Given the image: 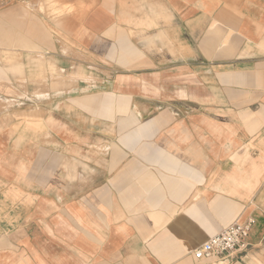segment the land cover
<instances>
[{"label":"crops","instance_id":"crops-1","mask_svg":"<svg viewBox=\"0 0 264 264\" xmlns=\"http://www.w3.org/2000/svg\"><path fill=\"white\" fill-rule=\"evenodd\" d=\"M53 4L0 39V264H264V0Z\"/></svg>","mask_w":264,"mask_h":264},{"label":"built area","instance_id":"built-area-1","mask_svg":"<svg viewBox=\"0 0 264 264\" xmlns=\"http://www.w3.org/2000/svg\"><path fill=\"white\" fill-rule=\"evenodd\" d=\"M255 220L249 218L244 222L235 221L220 234L195 249L194 258L200 263L223 261L232 254L249 247V237Z\"/></svg>","mask_w":264,"mask_h":264},{"label":"rangeland","instance_id":"rangeland-1","mask_svg":"<svg viewBox=\"0 0 264 264\" xmlns=\"http://www.w3.org/2000/svg\"><path fill=\"white\" fill-rule=\"evenodd\" d=\"M55 1L57 0H0V39L1 36L4 35L7 30L8 21L10 25L12 24L13 19L17 18L19 21H21L22 8L26 10V14L28 12L31 14V20H32L33 12L43 15L45 18L59 17L66 14H75L81 17L89 10V7H86L83 4L75 5V6L53 4V2ZM239 4H240V0H239ZM13 9L14 10L18 9L20 13H17L16 11H14L13 13ZM32 24L33 23L31 22V26ZM34 25L37 26V24ZM43 27L46 26L43 25ZM5 61H7L8 63H18V59L16 58L15 59L11 58ZM50 72L53 73V70L51 69ZM15 74L21 76L22 70L21 69L16 70Z\"/></svg>","mask_w":264,"mask_h":264},{"label":"bare ground","instance_id":"bare-ground-1","mask_svg":"<svg viewBox=\"0 0 264 264\" xmlns=\"http://www.w3.org/2000/svg\"><path fill=\"white\" fill-rule=\"evenodd\" d=\"M134 50V49H133Z\"/></svg>","mask_w":264,"mask_h":264}]
</instances>
